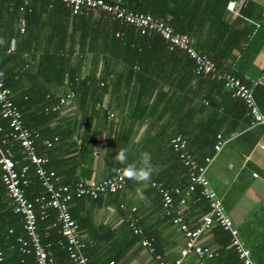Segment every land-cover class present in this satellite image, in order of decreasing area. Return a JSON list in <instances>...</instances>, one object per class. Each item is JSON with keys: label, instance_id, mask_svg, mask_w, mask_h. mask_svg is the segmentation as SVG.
I'll use <instances>...</instances> for the list:
<instances>
[{"label": "crops", "instance_id": "crops-1", "mask_svg": "<svg viewBox=\"0 0 264 264\" xmlns=\"http://www.w3.org/2000/svg\"><path fill=\"white\" fill-rule=\"evenodd\" d=\"M226 1L163 0V22L173 25L175 33L189 34L186 36L194 50L212 59L219 72L240 78L250 88L254 104L263 116V122L256 125L251 124L241 101L229 97L227 90L215 82L198 79L193 72L187 74L185 65L175 60L181 52L171 54L164 48H153L150 41L129 30L113 35L115 26L103 16H73L68 6L59 3H52L53 7L33 5L38 21L36 30L57 33L59 39L53 37L49 44L53 48L60 41L63 43L59 51L63 58L60 69L77 70L75 85L69 83L65 72L62 83L50 85L47 92L63 98L76 90L78 96L68 100L48 123L47 128L59 139L50 149L47 165L67 184L101 181L112 176L116 168L125 166L115 161V155L119 149L127 148L129 163L137 162L140 153L147 151L152 163L161 168L144 188L143 197L136 191L141 186L126 180L124 188L115 194L70 205L80 220L79 235L91 264H158L156 255L172 264L179 258L185 238L163 211L157 189L158 184L170 190L188 184L187 170L171 150L172 137L178 135L196 161L210 159L209 163L204 162L209 189L222 201L225 214L232 220L253 263L264 264V0H229L228 3H235L233 10ZM4 21H0V29L5 27ZM237 38H242L238 45ZM41 42L37 47L48 45L46 39ZM129 43L134 50L141 47L149 51L145 53L150 56L148 69L165 64L177 72L176 77L165 69V74L157 78L160 86L146 94L127 87L125 80H136L135 74L128 75L117 55ZM87 79L104 81L107 87L100 105H95L106 110L107 120L100 121L91 115V97H87L86 103L83 101L84 90H79V82ZM29 86L27 81L21 83L18 95L25 94ZM86 86L96 88L97 82ZM140 95H147L148 99L143 100L145 105L141 108L137 106V114L131 118L130 112L135 111L131 104ZM219 135L223 144L216 152L214 145ZM193 196L183 209L179 204L173 212L190 229L199 225L204 208ZM121 206L136 209L134 222L146 233L156 253L142 246L138 239L130 244L134 234L126 224L127 216ZM196 243L214 252L219 249L212 229L201 234ZM226 257H221L222 264L228 263L230 257ZM199 260L190 253L183 264H197Z\"/></svg>", "mask_w": 264, "mask_h": 264}, {"label": "trees", "instance_id": "trees-1", "mask_svg": "<svg viewBox=\"0 0 264 264\" xmlns=\"http://www.w3.org/2000/svg\"><path fill=\"white\" fill-rule=\"evenodd\" d=\"M162 1L163 0H132L131 3H123V2L121 3L124 7L134 12L150 14L153 17L160 19V21L163 22L165 21L164 20L165 14L162 6ZM228 1L229 0H227L226 2L228 3ZM37 3L45 4V7L48 5L53 7L52 3H56V4L59 3L60 5H65L59 0H0V21L5 20L4 21L5 27L3 29H0V36L5 38V42L7 40L6 45L4 44L3 46H0V73H3V76H0V78L3 81L5 87L8 88V90L10 91V96H9L10 100L21 112L23 127L27 129L33 136H35L34 151L36 155L46 160V163L44 165V168L46 170L53 171L52 168L49 167V165H47V162L50 160L49 159L50 155L48 154L50 152V149L55 143L53 142V139L57 138L58 141L59 136H53L52 130L47 128V126L48 123L58 115L63 105H60L56 111H52L53 107L58 106L59 100L61 98L53 97L50 94H47V92L50 85L52 84L58 85L62 83L61 76L65 72L70 80L69 83L71 85H75L76 82L74 78L76 76L75 74L77 70L76 67L70 69L68 68L60 69V65L61 63H63V58L60 57L59 51L62 50L61 45L63 43H61L60 41L59 45H57L54 48L49 45L53 37H58L56 32L46 33L36 30L38 21L35 20V16H34L35 10H33L32 7ZM81 14L87 17L96 15L107 18L115 26L113 29V35H115V33L117 32L119 33L122 32L123 35L124 31L129 30L131 32H135L141 39L150 41V43H152L153 45V48L161 47L164 48L165 50L170 51L171 54H175L176 52H181L180 55L175 56V60L177 61L180 60L183 63L181 66L185 65L187 74L193 72L198 77V79H202L207 82H215L217 86L225 89L222 81H217L215 79H212L209 75L198 73L194 61L190 59L187 56V54L182 50L174 46H171L169 42L164 40L160 35L153 32H148L144 35H141L137 31V29L134 28L133 26L119 22L104 13L82 11L79 14L73 16H80ZM166 25L174 29L173 25L171 24H166ZM39 26H40L39 28L41 29L42 25ZM179 34L189 35L184 32H180ZM60 35L62 38L63 34ZM118 36H120V34ZM44 39L47 40L48 45H46L45 47L43 46L42 48L37 47L39 44H42L41 41ZM241 41L242 38L241 39L237 38L235 44L238 45V43H240ZM130 43L126 45L123 50H120L119 55L116 54L117 57L121 56L120 58H122L125 67L128 69L126 71L128 72V75L131 76L132 74L133 75L135 74L134 78L136 80H133L131 77H128L125 80V83H127L126 85L127 87L137 88L140 93L146 94L147 91H153L160 86L159 82L157 81L160 78V75L165 74V69L169 70V72H173L174 73L173 76L177 74L175 70H173L172 68L171 69L168 68L165 64L161 65L157 69L156 68L148 69L146 65L149 62L150 56H147L145 53L149 51H147L146 48H141V47L138 50L137 49L134 50L133 48L130 47ZM121 53L122 55H120ZM24 55H27L28 59H25ZM210 60L212 61V59ZM61 66L63 67V65ZM25 81H27L28 85L30 86L27 87L28 89L25 94L20 93V95H18L19 94L18 90L21 87V83H24ZM95 81L97 82L96 88L92 86L90 87L86 86V83L90 82L93 84ZM95 81L94 79L93 80L87 79L84 81H80L79 90H84L82 94H84L83 101H85V103L87 101V97L88 96L91 97L90 100L91 107L89 108L91 115L93 117L95 116V119L100 121L102 119L107 120L108 117L106 116L107 114L106 110H103L102 108H95L96 103L100 105V101L105 95L107 91V87L104 85V81L101 80H95ZM100 83H103L102 87L99 86ZM227 92L229 97L238 101V99L232 97V94L228 90ZM71 93L74 94L75 98L78 97L76 90H74ZM146 96L147 95L145 96L140 95L137 98L138 101L136 102L135 99V103L131 104L134 105V110H135L133 112H130L131 118H134L135 113L137 114L136 112V110L138 109L137 106L141 108L142 104L145 105V102L143 100L148 99V97ZM206 103L208 104V102ZM240 105L243 108V110L247 112V115L250 116L245 104L242 101ZM10 131L11 130L8 126V122L2 119L0 116V144L6 151L10 153L12 159L16 162L17 166L20 167L23 164L27 163L26 160L24 159L25 152L20 146L19 142L10 136ZM54 134L59 135V133L57 132L56 133L54 132ZM46 141H52L51 147H47L44 144ZM171 150L175 154L177 161L181 164V166H183L187 170V175L189 176L188 168L178 158V153H176L173 150L172 145H171ZM185 152L191 155L192 159L198 164V166H203L205 159L208 158L205 157L203 160H201L202 162H198L196 161L193 153L190 150H188L187 146L185 147ZM119 168L120 167L116 169ZM53 172L58 178L57 183L59 185H68L71 188H74L76 183L88 181V180H78L76 182L67 184L60 180L58 173H56L55 171ZM115 172L116 171H114L113 175L115 174ZM0 175H1V171H0ZM28 178L30 183L26 188V194L30 200H34L35 198L42 195L44 190L41 187L38 179L34 176L33 168H31ZM188 185H189V177H188V184L180 189H185ZM157 187H158L157 188L158 192L160 188L166 189L170 192H173V189H175L173 188L170 190L161 186L160 184H158ZM199 192H200V187L196 186L195 190L191 192L188 197L184 198L185 201L184 203L186 206L191 196L194 195L193 199L198 202V205H203L204 207L202 209L203 211V213L201 214L202 216L208 213L209 208L206 200L200 196ZM106 194H110V193H106ZM102 195L103 194H101L99 197H101ZM172 196H173V208L171 209V211L167 213L164 210L163 206L162 208L165 214L170 218V222L172 224H175L173 222L174 218L179 217L181 219V216L175 213L173 215L174 207L180 204L179 201L181 198L180 196H176L173 194ZM99 197L97 199H92L90 197H82L79 199L72 198L71 201L69 202L68 204L69 213L78 226V234L82 226L79 218L75 217L74 211L73 210L71 211L70 205L74 201H79L82 199H87V200L90 199L96 201L99 199ZM6 203H7V194L0 179V252H2L3 254V260L0 264H35L34 255L32 253L22 254L19 250V244L17 243L16 240L18 237L24 236L23 224L21 221V217L17 214H14L10 209H8ZM36 207H37L36 210L39 211L38 206ZM121 209L124 210V214L127 216L126 224L129 227L130 231L133 233V229L131 227L132 224L134 228H137L141 231L140 234L133 233L134 235H136V237L133 235L130 244H133L136 241V239H138L139 242H141L143 239L149 241L146 233H144L139 228V226H137L134 222L133 215L136 209L134 211H131V209L128 210L125 206H121ZM180 209H182V206ZM46 213H47L46 219L40 220L38 223L39 232L37 233V235L41 240V242L45 245L49 255L53 258L54 264H70L68 254L66 252V242L64 236L61 233L59 226L55 224L56 212L53 209H47ZM180 224L186 225L182 221V219ZM180 224H176V225H178V227L180 228ZM210 229H212L214 241L219 246V249L217 252H214L205 247V249L211 252L213 257L211 259L205 258L204 261H206V263L208 264H222L221 257L227 255V257L230 258L226 257L228 260V263L227 261H225L226 264H240V259L238 257V254L235 251V249L231 246L229 233L223 231L218 226H213ZM149 243L151 244L150 241ZM151 248L152 249L154 248L152 244H151ZM154 250L155 248L153 249V252H155ZM85 251L86 250L84 244L83 252L86 255ZM87 258L89 260V263L91 264L88 256ZM229 259L231 260L229 261Z\"/></svg>", "mask_w": 264, "mask_h": 264}, {"label": "built area", "instance_id": "built-area-1", "mask_svg": "<svg viewBox=\"0 0 264 264\" xmlns=\"http://www.w3.org/2000/svg\"><path fill=\"white\" fill-rule=\"evenodd\" d=\"M59 1L69 7L72 15H77L82 11L104 13L119 22L133 26L141 35L148 32L160 35L171 46L185 52L194 61L198 73L209 75L212 79L222 81L225 89L232 94V97L245 104L251 116L252 125L263 122V116L254 104L250 88L234 75L227 72H219L213 61L190 46V40L186 35L174 33L170 26L150 14L134 12L124 7L120 0ZM234 5L235 3L231 1L228 3V8L233 10ZM258 83L260 84L261 82L259 81ZM9 96L10 91L0 78V116L8 122L11 130L10 136L19 142L25 152L24 159L27 162L18 167L10 153L0 144V179L7 194L6 205L14 214L21 217L23 224L24 236L18 237L16 240L19 244V250L22 254L32 253L35 264H54L53 258L49 255L45 245L37 235L39 221L46 219L47 209H53L56 212L55 224L59 226L66 242V252L70 264H90L83 252L84 243L78 234V226L69 213L68 204L72 198L90 197L97 199L101 194L117 193L124 188L126 180H122L119 173L115 172L113 176L101 181L88 180L78 182L74 188L68 185H59L55 173L44 168L46 160L36 155L34 151L35 136L23 127L21 112L12 103ZM73 98L74 94L69 93L59 100L58 106L53 107L52 111H56L60 105H64ZM109 117H112V114H109ZM56 141L57 138H54L53 142ZM44 144L47 147H51L52 141H46ZM222 144L221 137L217 136L214 150L218 152ZM171 145L173 150L178 153V158L188 168L189 185L185 189L175 188L173 192L160 188L159 192L162 197L164 210L169 213L173 208L172 194L180 196L179 203L183 209L185 206L184 198L188 197L196 186L200 187L199 194L206 200L209 208L208 213L201 216L199 225L194 229H189L186 225L180 224L181 219L179 217L174 218L173 222L180 224V230L185 238V245L180 251L179 258L172 264H182L183 259L190 253L200 259L197 264H208L204 259H211L213 255L210 251L198 245L196 241L201 234L213 226H218L229 233L231 246L237 252L240 264H254L249 250L243 247L232 220L225 214L222 201L215 192L209 189V184L205 177V166H198L191 155L185 152L186 145L180 136L174 137L171 140ZM204 162L207 164L210 159L206 158ZM31 168H33L34 176L44 190L43 194L34 200H30L26 194V188L30 183L28 176ZM254 176L256 177V175ZM36 206H38L39 211L36 210ZM134 210V208L131 209V211ZM131 227L134 234L141 233L139 229L133 227V224ZM141 245L153 252L151 244L146 239L141 241ZM155 259L158 264H170L162 261L159 256H156ZM2 260L3 254L0 252V263Z\"/></svg>", "mask_w": 264, "mask_h": 264}, {"label": "clouds", "instance_id": "clouds-1", "mask_svg": "<svg viewBox=\"0 0 264 264\" xmlns=\"http://www.w3.org/2000/svg\"><path fill=\"white\" fill-rule=\"evenodd\" d=\"M5 44L4 38L0 37V46ZM3 76V73H0ZM115 161L118 164L125 165L122 168L115 169L119 173L120 178L131 180L141 187L137 188V194L143 197L144 188L147 186L148 182L151 181L153 174H159L161 168L152 163L151 153L143 151L139 155L137 162H128V149L121 148L116 152Z\"/></svg>", "mask_w": 264, "mask_h": 264}]
</instances>
